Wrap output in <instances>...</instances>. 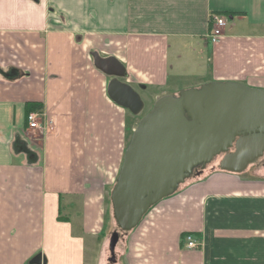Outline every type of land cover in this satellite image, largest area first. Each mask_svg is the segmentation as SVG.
Listing matches in <instances>:
<instances>
[{"label": "crops", "instance_id": "crops-1", "mask_svg": "<svg viewBox=\"0 0 264 264\" xmlns=\"http://www.w3.org/2000/svg\"><path fill=\"white\" fill-rule=\"evenodd\" d=\"M225 13L212 44L210 18ZM94 54L122 65L150 110L212 82L264 90V0H0V264H264V173L220 162L109 261L111 195L142 115L110 99ZM32 103L44 132L29 128Z\"/></svg>", "mask_w": 264, "mask_h": 264}, {"label": "water", "instance_id": "water-1", "mask_svg": "<svg viewBox=\"0 0 264 264\" xmlns=\"http://www.w3.org/2000/svg\"><path fill=\"white\" fill-rule=\"evenodd\" d=\"M94 59L113 77L110 99L141 115L145 104L123 81L124 67L97 54ZM219 157V169L236 174L264 157V90L212 82L159 98L133 132L111 195L118 231L110 238L109 261L116 262L120 233L133 231L154 206ZM32 264H42V257Z\"/></svg>", "mask_w": 264, "mask_h": 264}, {"label": "built area", "instance_id": "built-area-1", "mask_svg": "<svg viewBox=\"0 0 264 264\" xmlns=\"http://www.w3.org/2000/svg\"><path fill=\"white\" fill-rule=\"evenodd\" d=\"M210 25L211 28L207 35V38L212 44H217L223 37L224 32L227 28L228 25L227 17L219 14H212L210 18ZM27 121L29 128L31 130L44 132L48 128V124L44 122V114L42 111L31 112L30 114H28ZM184 241L188 249L193 250L199 247L198 243L193 238V236H186L184 238Z\"/></svg>", "mask_w": 264, "mask_h": 264}, {"label": "rangeland", "instance_id": "rangeland-1", "mask_svg": "<svg viewBox=\"0 0 264 264\" xmlns=\"http://www.w3.org/2000/svg\"><path fill=\"white\" fill-rule=\"evenodd\" d=\"M143 101H144V103H145V111L141 114L142 115V117H143V115L146 113V112H148V110H150V108H149V102H146L144 99H143ZM221 158V157H220ZM220 158H218L216 161H214L211 165H209L208 167H207V169L200 175V176H195V175H193L192 176V178H190L184 185H182L181 187H183V186H185L187 183H189V182H191V181H193V180H197V179H199V178H202L203 176H205V174L206 173H208L209 171H211V168L212 167H214L216 164H218V162H219V160H220ZM258 167L259 168V170L258 171H260V174L261 173H264V157L263 158H261V159H259L257 162H256V164L254 165V167ZM180 187V188H181ZM180 190V189H179ZM116 231H118V226L116 225L115 226V229H114V231H113V233L114 232H116ZM112 235V234H111ZM111 235H110V238H111ZM123 235H124V233H123ZM123 235H122V233H120V241H123L124 240V237H123ZM110 254V253H109ZM111 258V254H110V257H109V259Z\"/></svg>", "mask_w": 264, "mask_h": 264}, {"label": "trees", "instance_id": "trees-1", "mask_svg": "<svg viewBox=\"0 0 264 264\" xmlns=\"http://www.w3.org/2000/svg\"><path fill=\"white\" fill-rule=\"evenodd\" d=\"M219 15L227 16L229 14L225 13V14H219ZM41 111H43V106L39 103H32V104H28V106H27L28 114H30L31 112H41ZM184 238H185V236H184Z\"/></svg>", "mask_w": 264, "mask_h": 264}, {"label": "flooded vegetation", "instance_id": "flooded-vegetation-1", "mask_svg": "<svg viewBox=\"0 0 264 264\" xmlns=\"http://www.w3.org/2000/svg\"><path fill=\"white\" fill-rule=\"evenodd\" d=\"M219 158H220V157H219ZM221 160H222V157L220 158L219 162H220ZM258 160H259V159H258ZM258 160H257V161H258ZM215 161H216V160H215ZM257 161H255L252 165H250V166L247 168V170H248L250 167L254 166V165L256 164ZM219 164H220V163H219ZM210 165H211V164H210ZM247 170H246V171H247ZM196 173H197V171H196ZM196 173H195V174H196Z\"/></svg>", "mask_w": 264, "mask_h": 264}]
</instances>
